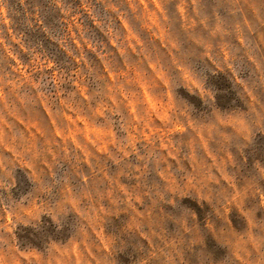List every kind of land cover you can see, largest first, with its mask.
<instances>
[{
    "label": "rangeland",
    "instance_id": "374dc122",
    "mask_svg": "<svg viewBox=\"0 0 264 264\" xmlns=\"http://www.w3.org/2000/svg\"><path fill=\"white\" fill-rule=\"evenodd\" d=\"M0 264H264V0H0Z\"/></svg>",
    "mask_w": 264,
    "mask_h": 264
},
{
    "label": "trees",
    "instance_id": "16d2710c",
    "mask_svg": "<svg viewBox=\"0 0 264 264\" xmlns=\"http://www.w3.org/2000/svg\"><path fill=\"white\" fill-rule=\"evenodd\" d=\"M221 77H222V75H221ZM213 78H215V77H213ZM223 79H224V77H223ZM226 84V82L224 83V84H222V83H217V81H211V86L217 91V93H219L222 89H224V88H229L230 86H227V85H225ZM229 84H230V82H229ZM184 97L187 99V100H189V101H192V100H194V97H192L190 94H186V95H184ZM218 105L220 106V107H223V108H225V105H224V103H223V101H222V99H220V101H219V99H218Z\"/></svg>",
    "mask_w": 264,
    "mask_h": 264
}]
</instances>
